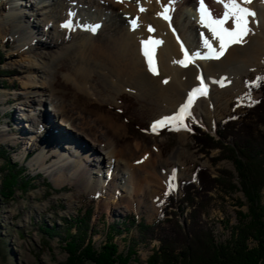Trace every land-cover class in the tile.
Listing matches in <instances>:
<instances>
[{"label": "rangeland", "instance_id": "rangeland-1", "mask_svg": "<svg viewBox=\"0 0 264 264\" xmlns=\"http://www.w3.org/2000/svg\"><path fill=\"white\" fill-rule=\"evenodd\" d=\"M9 12V4L0 5V30ZM95 13V8L92 12L82 13L83 25L92 23ZM38 37L42 40V36ZM18 44L12 32L5 39L0 36V189L3 177L14 174L18 176L19 186L14 201L0 200V264H74L72 260L77 258H72L74 254L79 258L75 264H87L84 261L86 252H91L90 248L101 249L110 240L115 242L118 253L125 256L128 264H210L215 261L221 264L223 261L248 260L247 252L257 243L252 239L241 240L237 229L242 227V222L248 223L250 228L257 226L255 210L250 209V197L254 192L252 182L262 184L259 195L264 207V105H259L263 94L249 92L247 88L255 77L264 75V60L260 71L243 75V90L228 98V104H212L208 116L201 120L192 117L184 120L183 125L187 128L180 125L176 130L178 126L173 124L153 132L152 115L144 110L135 95L123 93L109 99L82 93L66 82L64 75L68 73V67L65 63L50 76L30 69L29 60L17 51ZM41 50H44L42 45L29 56L35 58ZM49 91L68 104L76 105L79 111L76 110L75 115L86 111L84 115L95 119L102 114L123 125L122 135L114 136L118 143L122 140L127 146L138 142L140 146L152 149L157 146L163 159L168 161L167 166H179L181 170L178 184H172L170 191L178 200L182 197L181 183L193 180L197 165L206 168L210 177L221 183L203 188L196 198L197 205H183V212L165 195L166 185L159 191L156 206L149 209L143 204L146 202L143 195H134V186L130 182L111 180L110 161L104 154L96 153L104 162L100 171L91 172L93 179L99 176L97 193L88 189L90 182H85L84 186L65 182L60 188L54 187L59 177L70 176V170L66 165L56 174L60 171L57 160H51L43 167L40 159L46 154L45 141L66 144V140L55 136L50 139L49 134L43 132L44 125H40L43 143H38L37 149L25 158V151L34 144L29 138L33 137L31 128L36 125L21 119L22 115H36L45 124L46 113L57 128L67 131L61 127L63 116L56 115L48 101L37 107L38 100L48 99L43 93ZM20 94L22 102L26 103L24 107H30V112L21 111L20 102L11 100L5 105L6 99H14ZM15 115L16 118L18 115L16 127L22 131L20 136L26 139L25 144L22 139L17 146L7 145L2 140L13 137L9 125ZM228 116L236 119L235 134L221 140L215 134L217 126ZM194 125L210 137L195 140L191 128ZM80 141L90 148L93 145L89 140L87 143V136ZM57 149H52L50 154L57 153ZM92 150L96 151L95 147ZM82 154L78 152V155ZM69 161L74 165L75 158ZM123 169L115 176L122 178ZM166 205L169 207L165 208ZM164 209H167L166 213ZM232 241H237V245L220 252L219 256L220 247L231 245ZM68 242L72 247L66 245ZM257 255L255 261L260 259L259 263L263 264V256L260 252Z\"/></svg>", "mask_w": 264, "mask_h": 264}, {"label": "bare ground", "instance_id": "bare-ground-1", "mask_svg": "<svg viewBox=\"0 0 264 264\" xmlns=\"http://www.w3.org/2000/svg\"><path fill=\"white\" fill-rule=\"evenodd\" d=\"M200 2L201 0H123L121 3L117 0H0V5L9 4L11 10L3 20L0 36L5 39L10 32L14 34L19 42L17 51L29 60L30 69H37L50 76L65 63L68 67V73L64 75L66 82L72 83L82 93L109 99L123 93L135 95L144 110L151 113V125L176 114L187 102L189 94L201 87L198 77L202 76L207 93L194 97L189 109L190 115L184 119L192 117L201 120L208 116L212 104H228V98L243 90V75L261 70L264 60V0H252L244 5L256 15L254 19L249 17L248 27L252 31L245 37L243 44L233 45L219 60L195 59L188 62L187 67H182L179 63H174L185 58L181 45L190 57L196 53L201 57L207 56L210 55L209 50L203 46V39L207 38L212 48L219 51V41L200 22ZM203 3L212 18H222V4L215 0H203ZM165 7L170 8L167 13L170 24L158 15ZM94 8L96 13L92 15L93 22L83 25L82 13L92 12ZM140 8L145 11H140ZM69 13L74 15L70 16ZM38 16H42V19H38ZM133 20L138 25L135 30L130 23ZM69 21L72 27H63ZM149 25L154 31L148 30ZM224 27L231 30L233 21L229 20ZM91 28H96L95 32L88 30ZM38 35L42 36V40ZM150 40L162 43H142ZM40 45L44 50L37 53L35 58L30 57L29 53ZM145 52L148 53L147 57ZM149 57L157 75L149 71ZM165 80L168 82L164 83ZM220 81H223V86L218 83ZM43 95L48 99L38 100L37 107L44 106V102L48 101L56 115L63 116L60 120L61 127L67 131L57 128L46 113L45 124L36 115H22V120L36 125L31 128L33 137L29 138L34 144L25 151V158L37 149L38 143H43L41 128L38 129L40 125H44L46 129L43 132L49 134L50 139L55 136L66 140V144L45 141L46 154L40 159L43 167L51 160H57L60 171L56 174L61 173L66 165L70 170V176L59 177L54 187L60 188L65 182L83 186L85 182H90L91 188L88 189L97 193L99 176L95 175L98 179H93L91 172L95 169L100 171L104 162L96 153L104 154L110 161L108 169L111 180L130 182L134 186V195H143L146 199L143 204L149 209L156 206L159 191L169 181L178 184L181 174L179 166L168 167V161L163 159L162 152L156 145L152 149L140 146L138 142L128 143L127 146L122 140L118 143L114 136L122 135L124 127L111 120L110 116L101 114L90 119L84 115L86 111L75 115L76 105L68 104L52 91ZM11 100L21 103V111L30 112V107H24L26 103L22 102V94L14 99H6L5 105L11 103ZM17 119L18 115L17 118L15 115L9 125L13 137L9 140L2 139L7 145L12 143L17 146L22 139V144L26 143V139L20 136L22 131L16 127ZM163 127L165 126L157 130ZM110 132L113 133L112 136ZM84 136H87V143L89 140L93 144L91 148L80 141ZM94 147L96 151L92 150ZM54 148L59 150L50 154ZM78 152L83 154L78 155ZM74 158V165L70 164L69 159ZM122 167V178L116 177L115 174ZM48 172L49 169L46 170Z\"/></svg>", "mask_w": 264, "mask_h": 264}, {"label": "trees", "instance_id": "trees-1", "mask_svg": "<svg viewBox=\"0 0 264 264\" xmlns=\"http://www.w3.org/2000/svg\"><path fill=\"white\" fill-rule=\"evenodd\" d=\"M2 56L3 54L1 55V57ZM258 77H264V75H260ZM258 77H255L253 82L249 83L247 89L249 90V92H261L263 94V98L259 102L260 103L259 105H261L262 107L264 105V80H258L257 79ZM258 106H256V111H257ZM236 126H237L236 119L233 116H228L218 124L217 126L218 130L216 131L215 134L221 140L226 139L228 136H233V134H235L234 129ZM191 128L195 132V138H196L195 140L197 141H200V139L205 138V137L207 138L210 137L209 134L202 132L201 128L198 125H194ZM14 175H10V177L9 176L3 177L2 182H1L2 187L0 189V200L1 201L10 202V201L15 200L14 198L16 197V192L19 186H18V176L15 175V177H13ZM217 182L221 183V181L219 180L212 179L206 168L197 165L194 170L193 180L183 181L180 185V190H181L180 192H182L181 199L178 200L176 198V195L173 192H169L168 199L171 203H176V205H178V208L181 207V210L183 212L185 206L195 207V205H197L196 198L199 197L200 195L199 192H201L203 188L209 189L210 185L217 183ZM261 187H262V184L260 186L252 182V190L254 192L252 194V197H250V204H251L250 209L253 208L255 210V218H256L255 222L257 223L256 224L257 226H255L254 228H250L251 226H248L249 225L248 223L243 224L242 222L241 223L242 227H239V229H237L238 233L240 234L241 240L243 239V241L245 242V240L247 241V240L252 239L253 241L257 243L256 247H254V249L249 250L247 252L248 254L247 256H249L247 261H239L238 263H229L227 261H223L221 264H260L259 263L260 259L257 260V262L255 261L256 258H258L259 254L257 255V253L259 252L261 256H263L261 258H264V251H263L264 250V209H263L264 207H262L261 205L262 204L261 195H259ZM167 207L169 206L166 205L165 208ZM164 211L166 213L167 209L166 210L164 209ZM231 234L234 236L233 231ZM112 241L113 240L108 241L109 243L105 244L101 249H98V250L90 248L92 249V251L86 252L87 254H86V258H84V261L87 264H128L129 261L125 259V256H121L118 253L117 245L115 244V242H112ZM69 242L66 245L68 247H72L69 245ZM235 244L237 245V241H232L231 245H228L226 247L221 246L220 248L222 249H220L219 251L217 250V251L219 253L226 252L227 250H231L233 246H236ZM217 251L216 253L218 254ZM218 255L221 256V253ZM74 256L78 258V256L75 254L72 255V258ZM77 258L75 260L74 259L72 260L74 264L77 262V260H79V258L78 259ZM262 262L264 264V260ZM210 264H220V262L217 263L215 261Z\"/></svg>", "mask_w": 264, "mask_h": 264}, {"label": "snow or ice", "instance_id": "snow-or-ice-1", "mask_svg": "<svg viewBox=\"0 0 264 264\" xmlns=\"http://www.w3.org/2000/svg\"><path fill=\"white\" fill-rule=\"evenodd\" d=\"M118 3L123 2V0H117ZM215 2L222 4L224 8V12L222 14V18H212V15L205 8L203 0L200 2V22L203 27L207 28L209 32H211L212 37L219 41V51H216L212 48L209 43V39H203V46L209 50L210 55L201 57L199 53L193 54V56H189L187 50L183 48L181 45V50L184 52V59L180 61H174V63H179L182 67H187L188 62H191L195 59H221L226 53L227 50L233 45H241L245 42V37L252 31L249 27V17L255 18V12L251 9L245 7L244 5L249 4L252 0H215ZM140 11H145V9L140 8ZM170 11V8L165 7L162 13H158V15L171 23L170 16L167 14ZM70 16L74 15L73 13H69ZM233 21V27L231 30L229 28H225L224 25L229 21ZM133 30L138 26L136 21H130ZM63 27H72L71 21L67 22ZM96 27H99L98 25ZM95 32L96 28L88 29ZM149 31H154V29L149 25ZM174 32V29H173ZM142 43H153L159 45L162 43L161 41H147ZM145 56H148V53L145 52ZM149 71H151L154 75H157L158 72L154 68L152 64V60L149 57ZM198 79L201 81V87L194 89L188 96L187 102L180 107L176 114L168 117H164L163 119L156 121L152 125V131L155 132L161 126H171L173 124L177 125V129L179 130V126L183 125V121L186 116L190 115L189 109L194 102V97L198 94L206 95L207 89L203 86V77L200 76ZM258 80H264V77H258ZM168 81L165 80L164 83ZM223 86V81L218 82ZM187 128L186 125H183ZM173 190L172 182H168V191H166L165 195H168L169 192Z\"/></svg>", "mask_w": 264, "mask_h": 264}]
</instances>
